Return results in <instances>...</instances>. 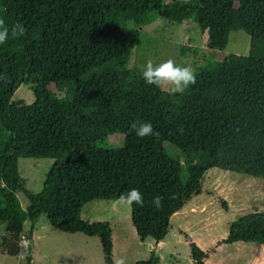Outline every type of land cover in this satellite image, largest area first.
Returning a JSON list of instances; mask_svg holds the SVG:
<instances>
[{
    "label": "trees",
    "instance_id": "1",
    "mask_svg": "<svg viewBox=\"0 0 264 264\" xmlns=\"http://www.w3.org/2000/svg\"><path fill=\"white\" fill-rule=\"evenodd\" d=\"M0 18L26 30L0 45V254L19 255L23 237L30 242L23 264H30L31 227L44 215L55 230L97 237L102 264H111L110 229L80 220L82 204L139 190L144 205L129 207L130 225L139 241L157 242L170 216L200 193L205 170L264 180V0H0ZM154 18L193 22L210 51L224 49L228 34L241 30L247 53L215 61L198 50L196 83L183 94L161 90L130 66L140 28ZM25 84L29 105L12 99ZM48 86L64 89L62 96ZM145 122L158 135L137 137L131 125ZM112 134L121 146L104 148ZM19 158L52 160L38 192L24 187ZM16 192L27 200L24 209ZM25 221L30 227L22 234ZM227 229L217 244L264 246V210ZM188 249L192 264H205L204 252L192 242ZM156 263L150 251L133 264Z\"/></svg>",
    "mask_w": 264,
    "mask_h": 264
},
{
    "label": "rangeland",
    "instance_id": "2",
    "mask_svg": "<svg viewBox=\"0 0 264 264\" xmlns=\"http://www.w3.org/2000/svg\"><path fill=\"white\" fill-rule=\"evenodd\" d=\"M140 33L141 37L132 51L130 66L137 68L142 74L149 60L156 65L171 59L179 66H190L193 69L194 66L202 63L201 53L207 59L218 61L227 54L245 55L248 50V36L243 31L238 30L231 31L228 34L224 49L210 51L205 45V32H200L198 27L191 21H182L177 24L164 19L154 18L147 26L140 28ZM185 47L196 49L197 52L192 54L190 51H183ZM48 87L56 96H62L64 89L53 86ZM12 99L22 100L26 105L31 104L33 95L29 85H20L13 93ZM121 143V136L112 134L104 141L103 147L119 148ZM165 148L169 153H174L171 147L165 146ZM51 163L52 160L47 158H19L17 160L18 176L24 180V187L28 191L31 193L39 191L45 172ZM15 195L20 207L24 209L27 205L26 198L20 192H16ZM191 203L193 204L190 205ZM188 204L190 205V210H187L186 214L182 212L184 213L182 220L179 221L178 215H176L174 218L172 217L173 220L170 224L173 227L174 224L178 223L176 232L180 235L178 237L179 240H187V234H189L192 237V239H189L190 242L195 244V241H198L203 248H208L206 255L208 253L207 259L210 264L216 263V260H220L224 254V264H236V258H239L238 254L246 255L248 259H254V262L260 258V255H263V251L249 250L244 254V251L241 250L232 252L231 256L230 253L233 251L230 247L231 244L219 245L217 242L225 237L231 221L247 213L264 210V180L210 168L205 170L201 176L200 193L192 196ZM80 207L78 209L80 220L107 223L111 232L110 243L113 240L112 242L116 248L114 259L121 257L120 250L117 247L118 240L122 234H125V238H128L129 251L131 252L130 255H134L133 259L143 260L147 257L144 258L143 256L141 258L143 255L141 251L144 248L138 254L133 252L136 247L138 248L139 241L130 225L129 207L121 206L118 200L112 199L93 200L82 204ZM183 208L185 209L186 207ZM37 218L40 223L38 224L39 226L33 227L30 244L32 250H35L33 264H40L41 257L42 259H49L46 252L53 256L57 253L69 251V248L83 244H80L76 239L87 238L80 233H64L51 228L47 224L44 215H40ZM29 226V223L25 221L22 225L23 230L27 231ZM1 234L2 226L0 225ZM91 238L98 240L96 237ZM189 241L187 240V244ZM253 244L264 250L263 245ZM93 245L88 244L90 250L87 251V254L89 256L90 254L93 255L94 258H99L97 263L102 264L103 256L99 249V243L97 242V244ZM216 245H218L220 250L216 251ZM175 246L179 255H183L187 250L186 243L182 241H178V243L174 244ZM42 247L46 248L47 251L42 250ZM20 248L22 252V247L20 246ZM217 254H221L222 257H216ZM163 258L165 259L164 256ZM0 264H23V259H21L20 255L7 256L0 254Z\"/></svg>",
    "mask_w": 264,
    "mask_h": 264
},
{
    "label": "crops",
    "instance_id": "3",
    "mask_svg": "<svg viewBox=\"0 0 264 264\" xmlns=\"http://www.w3.org/2000/svg\"><path fill=\"white\" fill-rule=\"evenodd\" d=\"M192 196H196V195H191L186 201H184L182 206L170 216L166 233L161 240L154 242L149 237L144 238L142 241L138 240L139 246H138V248L136 247L133 252L138 254L141 251V249L144 248V250L141 251V252H143V255L141 258H143V256L145 258L146 256L148 257L150 251H153L157 257V263L156 264H192L190 257H189V249H188V244H187V240L189 241V239H192V237L189 234H187V240H185V239L179 240L178 237L180 235H178L179 233L176 232V226H178V223L174 224L173 227L170 224V222L173 220L174 216L178 215L177 216L178 220L181 221L184 213L186 214V211L190 210V205H192L193 203H191L190 205L188 203H190ZM184 204H185V206H183ZM183 207H186V208L184 209ZM182 212H184V213H182ZM180 213H181V215H180ZM39 223H40V220L38 218H36V220L34 221V223L32 224V227H31L30 239L33 235V227L39 226L38 225ZM24 231L25 230H23V228H22V234H24L23 233ZM133 232H134V230H133ZM134 234H135V232H134ZM125 237H126L125 234L120 235V239L118 240L119 242H118L117 249L120 250L121 257L125 258L126 264H133L137 260L133 259L134 255H130L131 252L129 251L128 238H125ZM110 238H111V234H110ZM76 240H78L80 242V244L81 243H83V244H81V245L78 244V245H76V247L69 248L70 249L69 251L57 253L53 256H50L49 253L46 252V255L48 256L47 258H49V259H42V257H41L40 264H50V263H55V264L56 263L57 264H73V263L74 264L75 263H77V264H90V262H92V264H98L97 262H98L99 258H97V257L94 258L93 255L90 254V256H89V254H87V251L90 250L88 247V244L94 246L93 244H97L98 240H94L91 237H87V238H83V239H76ZM112 241L113 240H111L112 246H111V251H110V256H109L111 264H113V262L115 260L114 255L116 253V248H115ZM178 241H182L183 243H186L187 250L185 251V253L183 255H179L178 252H176L177 247L176 246H175L176 248L174 247V244L178 243ZM84 243H87V244L84 245ZM214 244H216V242H214ZM230 244H231L230 247L233 249V251H231V253H230L231 256H232V252H239L241 250L244 251V254L247 253L249 250L263 251V255H260V258H258V260L256 262H254L255 261L254 259H248L246 255H241V254L237 253L239 258H236V260H237L236 264H262L264 262V250L261 247H259L258 245H255L253 243H248V242H240V241L233 242ZM194 245L198 249H200L202 252H204L205 255H206V252H208V250H209L208 248H203L198 241H195ZM143 246H145V247H143ZM41 249L44 251H47V249L44 247H42ZM217 250H220L218 245H216V251ZM207 255H208V253H207ZM207 255L204 259V263L210 264L208 259H207ZM217 255H220V256H217ZM217 255H216V257H222L221 254H217ZM163 256L165 257V259L163 258ZM224 256H225V254H224ZM224 256L220 260H216V263H213V264H224L225 263L224 262L225 261ZM34 258H35V250H32V259L30 261V264H33ZM232 260H234V259H232Z\"/></svg>",
    "mask_w": 264,
    "mask_h": 264
},
{
    "label": "clouds",
    "instance_id": "4",
    "mask_svg": "<svg viewBox=\"0 0 264 264\" xmlns=\"http://www.w3.org/2000/svg\"><path fill=\"white\" fill-rule=\"evenodd\" d=\"M179 2L187 4L189 0H179ZM25 31V28L19 23L9 28L5 20L0 18V45L7 43L10 37L15 39L23 36ZM143 79L148 85H154L172 94H183L190 86L196 83L194 70L190 66H179L171 59L156 65H154L151 60L147 61L143 71ZM131 127L135 130V134L139 138L158 135L150 122L140 124L133 123ZM162 199L163 198L159 196L154 197L152 205L157 209L160 208L162 206ZM118 203L121 206L131 207L133 204H136L142 207L144 205V200L139 190L131 189L127 195H121L119 197ZM29 243V241L21 237L20 246L24 249L19 254L21 259L27 255ZM113 264H126V260L124 257H120L115 259Z\"/></svg>",
    "mask_w": 264,
    "mask_h": 264
}]
</instances>
